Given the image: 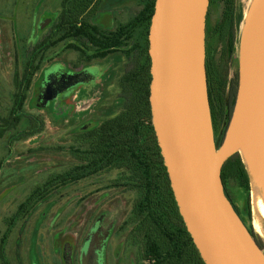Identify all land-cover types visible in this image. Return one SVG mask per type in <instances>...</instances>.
I'll list each match as a JSON object with an SVG mask.
<instances>
[{"label":"rangeland","instance_id":"obj_1","mask_svg":"<svg viewBox=\"0 0 264 264\" xmlns=\"http://www.w3.org/2000/svg\"><path fill=\"white\" fill-rule=\"evenodd\" d=\"M254 1L231 0L235 13H242L243 18L234 22L233 30L222 33L217 29L226 9L225 0H215L208 11L206 56L212 54L225 101L229 100L233 83H239L241 37L246 14ZM131 5V0H110L93 22L105 30H113L117 19L122 22L131 19L134 14L128 10ZM61 10L62 0H0V117L7 116L13 104L21 38L35 43ZM79 57L61 44L49 53L33 79L24 110L43 116L45 131L15 141L12 146L11 132L0 138V241L7 236L5 253L10 264H137L135 251L126 245L127 233L118 234L131 213L135 195L111 187L118 176L116 171L56 189L26 214L15 217L19 206L49 176L79 163L70 154L76 135L99 126L122 110L119 81L125 57L116 53L84 64H80ZM59 83L62 91L48 92L50 86ZM231 120L226 132L227 120L214 130L218 152ZM246 168L249 172L247 165ZM223 186L264 254V236L255 229L251 191L248 194L232 180Z\"/></svg>","mask_w":264,"mask_h":264},{"label":"trees","instance_id":"obj_2","mask_svg":"<svg viewBox=\"0 0 264 264\" xmlns=\"http://www.w3.org/2000/svg\"><path fill=\"white\" fill-rule=\"evenodd\" d=\"M109 1L62 0L61 12L35 43L29 44L27 37L21 38L23 44L16 55L13 104L8 115L0 117V138L11 132V146L15 141L37 136L46 129L45 118L27 113L24 104L35 75L42 70L52 50L65 44L67 50L80 55V64L121 53L126 64L119 81V97L123 100L120 113L76 135L70 154L79 163L49 176L27 202L19 206L15 217L26 214L56 189L116 171L118 176L111 187L135 195L131 213L118 234L127 233L126 245L135 251L136 263L205 264L180 214L153 127L149 31L155 0H131L128 8L134 13L131 19L127 22L117 19L113 30H105L93 20ZM214 1H210L209 8ZM230 1L225 0L219 33L233 30L234 22L243 18L242 13H235ZM206 66L213 129H220L227 120L226 132L234 112L238 82L233 83L229 100L225 101L212 54L206 56ZM222 141L223 138L220 144ZM222 180L224 185L235 181L250 194L251 176L240 154L225 163ZM234 209L240 215L238 208L234 206ZM6 240L7 236H3L0 241L1 264H10L5 253ZM259 246L262 249V245Z\"/></svg>","mask_w":264,"mask_h":264},{"label":"water","instance_id":"obj_3","mask_svg":"<svg viewBox=\"0 0 264 264\" xmlns=\"http://www.w3.org/2000/svg\"><path fill=\"white\" fill-rule=\"evenodd\" d=\"M210 1L155 0L149 31L153 127L180 214L204 263L264 264L222 180L242 139L264 189V0H255L245 18L236 104L219 152L207 90Z\"/></svg>","mask_w":264,"mask_h":264},{"label":"bare ground","instance_id":"obj_4","mask_svg":"<svg viewBox=\"0 0 264 264\" xmlns=\"http://www.w3.org/2000/svg\"><path fill=\"white\" fill-rule=\"evenodd\" d=\"M248 13L246 14V17ZM264 81V78H263ZM236 153L240 154L244 163L249 167L251 174V200L253 210L256 214L255 229L259 235L264 236V189L261 183V176L258 166L252 159V153L242 139L235 146Z\"/></svg>","mask_w":264,"mask_h":264},{"label":"flooded vegetation","instance_id":"obj_5","mask_svg":"<svg viewBox=\"0 0 264 264\" xmlns=\"http://www.w3.org/2000/svg\"><path fill=\"white\" fill-rule=\"evenodd\" d=\"M51 90H55V92L57 91V93H58L59 91H62V85L60 83L57 85L54 84L53 86L49 87L48 92Z\"/></svg>","mask_w":264,"mask_h":264}]
</instances>
